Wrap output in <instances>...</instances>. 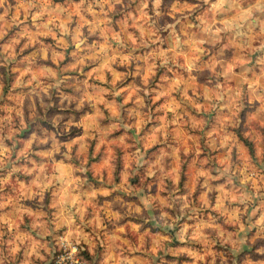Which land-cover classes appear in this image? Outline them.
Returning a JSON list of instances; mask_svg holds the SVG:
<instances>
[{"label":"rangeland","instance_id":"rangeland-1","mask_svg":"<svg viewBox=\"0 0 264 264\" xmlns=\"http://www.w3.org/2000/svg\"><path fill=\"white\" fill-rule=\"evenodd\" d=\"M105 251L264 264V0H0V264Z\"/></svg>","mask_w":264,"mask_h":264},{"label":"crops","instance_id":"crops-1","mask_svg":"<svg viewBox=\"0 0 264 264\" xmlns=\"http://www.w3.org/2000/svg\"><path fill=\"white\" fill-rule=\"evenodd\" d=\"M105 237H103V239H104ZM100 239V238H99ZM102 239H100V242H102L101 241ZM92 242V245L93 244H95L94 243V241H92L91 239H90V243ZM106 248V247H105ZM109 255H110V257H109ZM113 255H111L109 252H107V251H105V252H103V258L101 259L102 261H101V263L102 264H106V262H108L109 261V258H111ZM116 257V256H115ZM126 262V264H143L144 263V260H143V258L142 257H140V258H138V259H135V258H133V259H131V261L128 263L127 262V260L125 261ZM117 264H119V263H117Z\"/></svg>","mask_w":264,"mask_h":264},{"label":"trees","instance_id":"trees-1","mask_svg":"<svg viewBox=\"0 0 264 264\" xmlns=\"http://www.w3.org/2000/svg\"><path fill=\"white\" fill-rule=\"evenodd\" d=\"M88 255V254H87ZM88 259H89V261L91 260V257L88 255Z\"/></svg>","mask_w":264,"mask_h":264}]
</instances>
